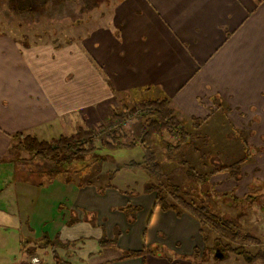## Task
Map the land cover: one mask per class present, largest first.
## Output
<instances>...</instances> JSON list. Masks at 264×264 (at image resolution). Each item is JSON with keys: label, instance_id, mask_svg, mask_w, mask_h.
Instances as JSON below:
<instances>
[{"label": "crops", "instance_id": "0c3cea01", "mask_svg": "<svg viewBox=\"0 0 264 264\" xmlns=\"http://www.w3.org/2000/svg\"><path fill=\"white\" fill-rule=\"evenodd\" d=\"M129 1L116 9L114 31L96 29L103 42L95 38L91 46L96 64L109 66L105 72L117 92L76 45L56 50L36 44L19 50L18 42L0 37V156L9 153L18 132L50 140L79 126H97L118 107L116 94L128 97L129 91L145 87H153L148 96H168L189 127L192 117L209 114L198 99L211 105L207 99L216 93L228 98L223 85L238 80L233 67L251 58L244 76H252L256 54L264 52V0H135L128 21L119 10ZM112 41L120 47L113 50ZM8 56L15 75L3 70ZM120 183L99 191L95 185L54 180L69 192L58 220V255L69 264H195V249L206 247L198 219L162 210L156 192L146 186L128 196L130 185ZM128 206L139 208L133 222L123 212ZM156 243L164 249L151 252ZM21 262L23 258L0 259V264Z\"/></svg>", "mask_w": 264, "mask_h": 264}, {"label": "rangeland", "instance_id": "374dc122", "mask_svg": "<svg viewBox=\"0 0 264 264\" xmlns=\"http://www.w3.org/2000/svg\"><path fill=\"white\" fill-rule=\"evenodd\" d=\"M26 1L32 3L40 1L46 4L42 7L33 5L30 11L21 12L17 7L23 6L24 0H0V37L2 39L7 37L18 42L19 50L21 46L28 48L36 44L51 45L56 50L66 45H76L83 50L90 63L98 68V72L103 75L108 84L111 78L106 75L105 71H109V66L102 68L96 64L91 46L95 38L100 39L98 40L99 44L103 42V36L96 32V29L104 28L114 31L115 11L124 0ZM134 3L135 0H130L119 10L124 13V17L128 18V21L133 20L129 17L137 6ZM118 18L120 17L118 16ZM125 22L127 23V21ZM122 38L124 41L128 39V33L126 32ZM112 44L113 50L120 47L117 42L112 41ZM3 46L5 47V43ZM256 55L258 57L255 60L253 58L252 76H244L250 71L248 64L252 61L251 58L243 60V64L239 67H237L238 64L233 67L236 69L238 80L233 84L230 82L223 85L228 98L225 99L221 93H216L208 99L204 97L211 102V105L204 103L200 98L198 99L200 106H203L204 109L207 108L209 112L205 118H201L205 120L201 123L199 132L201 138L197 141L199 142V152L204 153L202 158L192 147L187 146L176 151L173 157L174 163L171 165L165 157V146L158 139L155 140V150L166 170L165 176L161 178L162 182L173 181L179 184L183 190L194 192L199 195L198 199L201 203L208 202L216 212L235 217L244 228H248L254 235L264 239V52ZM12 60L13 57L8 56L6 60L2 61L3 70H6L8 76L17 74L13 69ZM114 71L117 72L118 68H114ZM114 85L113 80L109 81L108 87L113 92H117ZM122 98L125 97L116 94L117 105L120 108L123 102L126 103L129 99H123L124 101L121 102ZM231 98L236 100L230 101ZM126 104L132 112H128L125 128L129 138H132L135 134L132 132V126L141 121V109L135 100ZM98 136L100 137V133ZM166 138V140H172L168 136ZM246 147L251 148L253 154L246 162L239 165L238 170L233 169V177L229 172L219 174L221 171L211 174L212 176L206 174V177L199 180L197 177L187 174V167L183 163V160L190 161L199 172L205 174L209 170L203 164L204 160L216 156L224 164L239 163L243 160ZM142 152L140 147L112 152L103 150V155L111 156L110 161L114 159V163L106 164L104 169L105 171L116 169L132 159L139 161L142 158ZM99 153H96L95 156H98ZM15 154L13 163L10 162L11 152L10 155L8 153L0 156V192L3 191V194H0V259L20 260L23 258L27 262L37 256L43 258L45 263L50 264L53 256L52 244L57 246L56 251L59 247L58 220L61 218V208L66 206V200L63 198L69 192L62 186L54 185V180L58 177H52L42 171H33L37 167H42L40 165L42 162L39 159H34L35 161L30 165H24L16 170L14 162L17 163V159L26 158L27 161L31 156L23 151H17ZM91 158L93 157L78 159L72 165L83 167ZM68 165L71 166V164ZM26 167L30 169L22 170ZM237 175L240 178L242 176H246V178L242 183H237L239 181L236 179ZM106 176L103 174L94 179L98 185L104 186L107 182ZM152 181L156 182L141 168L129 169L121 166L118 175L112 182H121L120 185L128 183L130 186L127 187L130 188L127 195L133 196L137 195L133 188L142 189L149 186L148 183ZM31 188H35V194H32ZM165 192H167V199L170 200L172 194L169 189H166ZM247 195H251V200L246 198ZM57 196L62 200L57 199ZM186 196L188 197V195ZM123 210L125 212L126 209ZM199 226L201 228L200 222ZM30 228L35 233L31 236L29 235ZM196 238L199 239L198 235ZM202 238L206 242L203 235ZM48 241L52 242L51 246ZM245 246L250 249L252 254L258 250V247L248 242ZM158 249L162 250L164 247L156 243L152 246L151 252H156ZM203 252L199 253L203 254ZM195 259V264H217L212 256L206 262H200L201 257L199 260L197 257ZM218 264H247V262L241 254L232 253Z\"/></svg>", "mask_w": 264, "mask_h": 264}, {"label": "trees", "instance_id": "16d2710c", "mask_svg": "<svg viewBox=\"0 0 264 264\" xmlns=\"http://www.w3.org/2000/svg\"><path fill=\"white\" fill-rule=\"evenodd\" d=\"M24 1L23 6L20 7L18 5L19 7H17L21 12L30 11L33 5L42 7V5L46 4L40 1H37V3L35 1L34 3ZM151 89L153 87L133 89L128 92V97L124 98V100L129 98L127 102L135 100V103L141 109V121L132 126V132L135 133L132 138H129V134L125 128L126 117L128 112H132V110L127 106V102L122 101L121 108H114L112 114L101 124L94 127L79 126L74 133L69 135H60L50 140H43L36 135L23 132L16 133L13 136V143L9 151V155L11 152L10 162H12L14 155H16L15 152L23 151L30 155L31 158L27 161L25 160L26 158L17 159V163L14 162L16 170L19 167H24V165H30V163L39 159L42 162L40 164L42 167H37L33 171H42L45 174L52 175V177L63 178L66 181L75 182L80 186L95 185L99 188V191H104L106 187L115 186L112 181L119 173L121 166L129 169L141 168L152 179H155L156 182L152 181L148 183L149 186L146 187V190L156 192V202L162 210H174L178 215L187 212L196 217L200 222L201 234L206 241V247L203 250V254L200 255L199 251L195 250L194 260H196L195 257L198 260L201 257L200 262H206L212 256L218 264L222 259H226L232 253H236L244 256L247 264H264V239L254 235L248 228H244L235 217L216 212L208 202L201 203L198 199L199 195L194 192L183 190L179 184L173 181L168 183L161 181V178L165 176L166 170L163 161L158 157L155 150V140L158 139L164 144L165 157L171 165L174 163L173 157L176 151L178 152L187 146L192 147L202 158V154L204 153L199 152V142L197 141L201 138L199 132L203 119L193 117L191 118L192 123L187 127L178 117L171 99L166 95L148 96L147 93ZM111 123L112 126H110ZM98 133H100V137ZM166 136L172 140H166ZM136 147H140L143 151L141 160L132 159L118 166L116 169L105 171V165H109L110 162L114 163V159L110 161L111 156L103 155V150L112 152ZM98 152H100L98 156H95ZM244 152L243 160L239 163L224 164L216 156L212 157L213 161H211L212 158L204 160L203 164L209 170L205 174L199 172L190 161L183 160V163L187 167V174L191 177H197L199 180L206 177V174L212 176L215 172L221 171H227L233 177V169L238 170L239 165L246 162L253 154L249 147H246ZM90 157L93 158L86 162L83 167L72 165L78 159H89ZM68 164H71V166ZM213 167H215L214 170H211ZM27 169L30 168H22L24 171ZM49 170L52 172L48 173L47 171ZM103 174L107 175V182L104 186L98 185L94 178ZM236 179L240 181L241 178L237 175ZM133 189L136 191L135 188ZM166 189H169L172 194L170 200L167 199ZM126 193L129 192L126 191ZM246 198L251 200L252 197L251 195H247ZM124 209H126L125 212L127 211L128 220L133 222L139 208L128 206ZM48 242L51 246L52 242ZM246 242L258 247L256 253L252 254L250 252V249L245 246ZM60 243L58 241L59 246ZM52 247L54 264H69L58 255L56 251L57 246L52 244ZM142 253H131L130 256H137ZM21 264L31 263L30 261H24Z\"/></svg>", "mask_w": 264, "mask_h": 264}, {"label": "built area", "instance_id": "2783aa9c", "mask_svg": "<svg viewBox=\"0 0 264 264\" xmlns=\"http://www.w3.org/2000/svg\"><path fill=\"white\" fill-rule=\"evenodd\" d=\"M31 264H46L40 257L34 256L30 260Z\"/></svg>", "mask_w": 264, "mask_h": 264}]
</instances>
